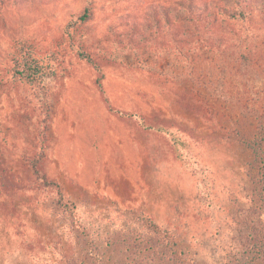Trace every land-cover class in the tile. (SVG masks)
I'll list each match as a JSON object with an SVG mask.
<instances>
[{
  "label": "rangeland",
  "instance_id": "1",
  "mask_svg": "<svg viewBox=\"0 0 264 264\" xmlns=\"http://www.w3.org/2000/svg\"><path fill=\"white\" fill-rule=\"evenodd\" d=\"M260 123L264 0H0V264H232Z\"/></svg>",
  "mask_w": 264,
  "mask_h": 264
},
{
  "label": "trees",
  "instance_id": "2",
  "mask_svg": "<svg viewBox=\"0 0 264 264\" xmlns=\"http://www.w3.org/2000/svg\"><path fill=\"white\" fill-rule=\"evenodd\" d=\"M230 17L235 20L236 18L239 20L249 19L250 13H246L243 9L238 12H234L230 15ZM22 61L16 62L17 65L21 64V68L17 67L15 70V74L20 77H23L25 80L34 82L38 80L41 76V69L39 66L33 64V59L30 55H26L25 57H21ZM241 59L243 62H248L249 57L245 54L241 55ZM227 133L232 137V139L239 145L245 147L251 154L252 160L251 165L253 170L256 172V188L254 190L255 196L260 201V203L264 207V126L262 123L259 124L257 131L252 134H246V132H241L236 128H231L227 131ZM30 167L32 170V174L36 175L38 178L40 177L42 182L45 185H52L50 182L46 180L44 175L40 174L38 169V161L33 160L30 163ZM260 217V216H259ZM250 224H253L252 221ZM151 229L157 230V226L153 223L148 224ZM250 233L246 235L243 241V250H242V258L234 259L232 264H264V221H261L260 218L256 221L254 225L249 226ZM165 236V240L168 245L171 247H175L176 244L173 241V237L168 234L167 231L163 232ZM83 235V240L85 241V245L87 248L92 250L93 241L86 234ZM175 256H171L170 260L177 259L182 261L181 256L182 253L173 251ZM167 259V260H168Z\"/></svg>",
  "mask_w": 264,
  "mask_h": 264
}]
</instances>
